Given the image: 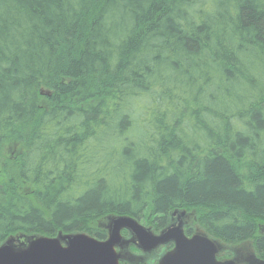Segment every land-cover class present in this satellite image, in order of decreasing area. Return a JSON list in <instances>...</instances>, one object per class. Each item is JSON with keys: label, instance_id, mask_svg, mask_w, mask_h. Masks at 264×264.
<instances>
[{"label": "trees", "instance_id": "trees-1", "mask_svg": "<svg viewBox=\"0 0 264 264\" xmlns=\"http://www.w3.org/2000/svg\"><path fill=\"white\" fill-rule=\"evenodd\" d=\"M173 210L264 258V0H0V243Z\"/></svg>", "mask_w": 264, "mask_h": 264}, {"label": "water", "instance_id": "water-1", "mask_svg": "<svg viewBox=\"0 0 264 264\" xmlns=\"http://www.w3.org/2000/svg\"><path fill=\"white\" fill-rule=\"evenodd\" d=\"M122 229L128 230L138 247L145 251L173 241L174 248L163 255L158 264H236L232 259L217 261V246L213 241L201 234L186 237L181 222L159 235H152L129 215L112 217L107 226L108 236L104 240L82 232H59L53 237L32 236L21 247L9 238L0 244V264H118L115 247L123 242L120 235ZM250 264H264V260L255 259Z\"/></svg>", "mask_w": 264, "mask_h": 264}, {"label": "rangeland", "instance_id": "rangeland-1", "mask_svg": "<svg viewBox=\"0 0 264 264\" xmlns=\"http://www.w3.org/2000/svg\"><path fill=\"white\" fill-rule=\"evenodd\" d=\"M210 70V69H209ZM207 69H200L199 70V74H212V72H210ZM210 90H215L214 86H209ZM192 95V91L188 92L187 96H188V101L192 102L190 100V96ZM209 96V92H206L205 95H203L202 99L199 100L201 102H206L207 98ZM142 111V106L139 105L137 107V112L135 115V121L138 124V112ZM193 118V117H190ZM112 123H116L118 121V118H110L109 119ZM110 126V129L112 130V126ZM186 127V126H185ZM186 131V130H184ZM107 132H109L106 128L104 129V135H103V140H106V134ZM188 133V131H186ZM122 156L118 155L117 157H115V161L116 163H118V161L122 160ZM179 212L181 210H178ZM185 211V216H184V225L186 230H189L188 233L190 234H207L203 228L202 223L199 221L197 214H196V210H192V211ZM169 214V213H168ZM167 214V215H168ZM112 215H104L102 217H100L99 219H97L93 224L95 225V228H99V229H104L106 230L108 223L110 221V219L112 218ZM146 225V224H145ZM152 226V225H151ZM150 225L148 227H151ZM154 227V226H152ZM151 227V228H152ZM155 230L157 231V228H155ZM60 232V231H59ZM59 232H57L55 235H57ZM258 232L259 233H264V220H262L261 222H259L258 224ZM62 234H67L70 232H61ZM74 233V232H73ZM35 234H30V235H20V236H16L14 237V244L15 245H24L26 243V240L28 238H31L32 236H34ZM46 235V234H43ZM90 235V234H89ZM46 236H50V235H46ZM92 236V235H91ZM24 237V238H23ZM214 240L217 242L219 249H218V255L217 258L220 260H224V259H234L236 261L237 264H247V262L249 260H252V258H261L259 257L254 249L253 243L251 240L247 239V240H242V241H236V242H232V243H225L223 241H221L220 239L214 237ZM5 241V240H4ZM3 241V242H4ZM21 241V242H20ZM2 242V243H3ZM22 247V246H21ZM153 255H145V256H141V257H137L134 254H132L130 252V250H124V258H123V262L127 263V264H155L153 263L155 261V258L152 257ZM137 258V260L135 261L133 258ZM264 259V258H261ZM120 264V261H119Z\"/></svg>", "mask_w": 264, "mask_h": 264}, {"label": "flooded vegetation", "instance_id": "flooded-vegetation-1", "mask_svg": "<svg viewBox=\"0 0 264 264\" xmlns=\"http://www.w3.org/2000/svg\"><path fill=\"white\" fill-rule=\"evenodd\" d=\"M167 222H168V219H166V223H165V225L163 226V227H159V226H156V223H154V225H152V224H142L144 227H146L148 230H149V232L151 233V234H155V235H157V234H159L162 230H164V229H166V227L168 226V225H171V224H177L179 221H178V219H177V216H173L172 218H171V221H170V223H168V225L166 226V224H167ZM154 226V227H148V226ZM155 228H157V231L155 230ZM183 231H184V233H185V235L186 236H190L191 234L190 233H188L189 232V230H186V228H185V225H184V227H183ZM121 236H123V237H125V238H129V233L126 231V230H121ZM173 243L171 242V241H169V242H167V243H165V244H163V245H159V246H157L154 250H149V251H145V250H142L141 248H139L138 247V245L136 244V242H135V245L134 246H132L130 243H127V244H121V246L119 247V248H117V251H118V253H119V261H120V264H127V263H125V262H123L122 260H123V256H124V250H130V252L132 253V254H134L135 256H137V257H143V256H147V255H153L152 257H154L155 258V261L153 262V263H155V264H157L158 263V261H159V259L162 257V255H164L167 251H169V250H171L172 248H173ZM135 261L137 260V258L135 257V258H133Z\"/></svg>", "mask_w": 264, "mask_h": 264}]
</instances>
